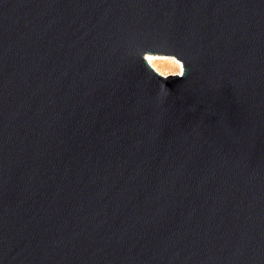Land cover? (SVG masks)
<instances>
[{
    "label": "water",
    "instance_id": "obj_1",
    "mask_svg": "<svg viewBox=\"0 0 264 264\" xmlns=\"http://www.w3.org/2000/svg\"><path fill=\"white\" fill-rule=\"evenodd\" d=\"M0 264H264V0H0Z\"/></svg>",
    "mask_w": 264,
    "mask_h": 264
},
{
    "label": "rangeland",
    "instance_id": "obj_2",
    "mask_svg": "<svg viewBox=\"0 0 264 264\" xmlns=\"http://www.w3.org/2000/svg\"><path fill=\"white\" fill-rule=\"evenodd\" d=\"M153 65L164 74L179 73L180 67L174 59H155Z\"/></svg>",
    "mask_w": 264,
    "mask_h": 264
},
{
    "label": "bare ground",
    "instance_id": "obj_3",
    "mask_svg": "<svg viewBox=\"0 0 264 264\" xmlns=\"http://www.w3.org/2000/svg\"><path fill=\"white\" fill-rule=\"evenodd\" d=\"M147 59H148V61L152 64V65H155L154 64V60L155 59H166V60H169V59H174L176 62H177V64L179 65V67L180 66H183V63H182V61H180V60H178L177 58H175V57H173V56H165V55H152V54H148L147 56ZM157 69V68H156ZM158 70V69H157ZM183 70H184V66H183ZM180 72L179 73H181V67H180V70H179Z\"/></svg>",
    "mask_w": 264,
    "mask_h": 264
},
{
    "label": "snow or ice",
    "instance_id": "obj_4",
    "mask_svg": "<svg viewBox=\"0 0 264 264\" xmlns=\"http://www.w3.org/2000/svg\"><path fill=\"white\" fill-rule=\"evenodd\" d=\"M181 67V72H183V66H180Z\"/></svg>",
    "mask_w": 264,
    "mask_h": 264
}]
</instances>
